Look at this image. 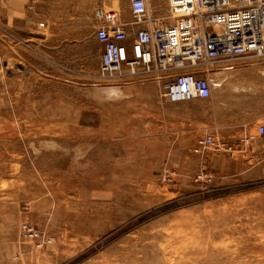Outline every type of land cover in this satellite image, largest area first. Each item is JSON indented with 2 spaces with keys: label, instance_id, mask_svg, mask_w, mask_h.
<instances>
[{
  "label": "rangeland",
  "instance_id": "rangeland-1",
  "mask_svg": "<svg viewBox=\"0 0 264 264\" xmlns=\"http://www.w3.org/2000/svg\"><path fill=\"white\" fill-rule=\"evenodd\" d=\"M146 2L153 24L180 23L171 0ZM21 11L0 12V264H264L261 116L237 129L255 107L238 114L229 85L243 63L170 103L155 77L99 76L90 17L71 32Z\"/></svg>",
  "mask_w": 264,
  "mask_h": 264
},
{
  "label": "built area",
  "instance_id": "built-area-1",
  "mask_svg": "<svg viewBox=\"0 0 264 264\" xmlns=\"http://www.w3.org/2000/svg\"><path fill=\"white\" fill-rule=\"evenodd\" d=\"M128 4L129 21L116 10L95 11L101 78L149 75L157 79L165 101L183 103L210 96V72L219 65L245 57L264 62V0H171L181 20L163 25L150 21L146 0ZM253 136L264 137V114ZM212 144L206 135L194 151ZM24 227L28 237L52 241L32 225Z\"/></svg>",
  "mask_w": 264,
  "mask_h": 264
},
{
  "label": "crops",
  "instance_id": "crops-1",
  "mask_svg": "<svg viewBox=\"0 0 264 264\" xmlns=\"http://www.w3.org/2000/svg\"><path fill=\"white\" fill-rule=\"evenodd\" d=\"M26 4L23 5L22 11L18 9V13L14 14V10L11 8L6 9L1 8L0 12H5V16L13 19L19 17V12L21 11L23 25L31 26L41 25V21H49L53 25L66 27L71 32L76 31V28L82 24L80 20L85 17H90L92 20V25L96 26L99 21L95 17V11L97 9L106 8L108 10L122 8L121 19L123 21H129L130 11L128 0H123L126 2V7L120 5V0H24ZM131 29V28H130ZM94 33V32H93ZM132 33L130 32V37ZM101 47V45H100ZM248 58L256 59L252 57H245L237 62H242L241 66L234 67L233 70V81L234 83L229 84L231 90H234L236 97V103L238 114L241 112L244 99L252 98L254 104V117L245 122L236 121V128L247 127L256 118H259L257 115H263L264 110V62L260 59L258 61H250ZM245 59V60H244ZM247 59V60H246ZM261 61V62H260ZM223 70V69H219ZM218 70V71H219ZM221 74V71L219 72ZM225 79L220 78L217 83L221 86L224 84ZM237 83V84H236ZM251 93L249 96H246L244 93ZM239 116V115H238ZM239 118V117H238Z\"/></svg>",
  "mask_w": 264,
  "mask_h": 264
},
{
  "label": "bare ground",
  "instance_id": "bare-ground-1",
  "mask_svg": "<svg viewBox=\"0 0 264 264\" xmlns=\"http://www.w3.org/2000/svg\"><path fill=\"white\" fill-rule=\"evenodd\" d=\"M147 3V2H146ZM217 84V83H216ZM219 84V83H218ZM109 91V90H108ZM109 92H111V91H109Z\"/></svg>",
  "mask_w": 264,
  "mask_h": 264
}]
</instances>
